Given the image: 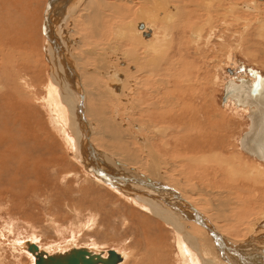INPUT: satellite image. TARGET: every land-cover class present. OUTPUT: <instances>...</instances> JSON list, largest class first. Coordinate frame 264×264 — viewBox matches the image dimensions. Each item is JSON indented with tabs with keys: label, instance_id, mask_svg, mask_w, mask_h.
Returning a JSON list of instances; mask_svg holds the SVG:
<instances>
[{
	"label": "rangeland",
	"instance_id": "obj_1",
	"mask_svg": "<svg viewBox=\"0 0 264 264\" xmlns=\"http://www.w3.org/2000/svg\"><path fill=\"white\" fill-rule=\"evenodd\" d=\"M46 1L0 0V264H33L29 253L20 250V244L30 241L37 243L39 249L47 254H52L53 248L64 247L70 243L72 248L91 250L94 248V251L104 253L114 250L125 255L127 261L125 260L123 264H180L176 257V237L172 230L87 176L81 166L72 159L71 152L63 145L64 136L61 135L62 133L59 134L60 131L51 122L49 109L42 101L49 76L48 57L51 58L50 48L48 50L44 48L42 22ZM103 1L105 5L116 2L125 14L122 11L123 15L121 12L117 15L106 11L97 21L91 10L85 12L80 10L84 7L83 3L78 13L67 20L64 28L68 32L69 53L74 60L77 58L76 60L82 62L80 65V61H75V66H79L77 68L79 73L91 67V63L96 65L104 63L103 66L105 69L108 67V70L117 64L114 69L118 71L116 69L115 71L124 74L121 92L122 96L124 94L125 96L122 97L121 102L105 93L104 87L102 90L97 88V92L92 90L90 93L94 91L103 96L107 95L108 99L103 102V106L106 103L109 108L106 110L112 111L111 121L115 113L111 103H114L113 101L119 103L114 107L117 109V116L120 122L127 123L128 126L122 129L119 123L113 120L112 127L118 129L117 132H122L123 137H126L130 144V149H133L137 156L140 155L138 157H142L145 166H148L146 161L148 158L140 154L141 150H139L144 146L133 141L135 139L131 135L132 131L141 138H148L145 141H148L147 147L149 144L157 154L155 156L161 161L167 160L177 164V171L166 175L165 180L172 178L175 173L181 176L175 175L176 178L183 180L181 188L189 192L192 188H200V186L207 189L221 187L223 190L225 187L234 188L235 185H239L236 183L239 177L234 185L230 175L229 179L226 177L222 178L223 180L214 177V173L218 170L220 173L225 170V164L229 159L230 164L242 161L250 170L257 167L264 169V163L252 159L239 149V139L248 125L247 109L235 110L232 106L227 107L228 101L221 104L223 85L232 77L233 80H236L234 76L237 79L253 80L254 74L264 76V22H261L264 19V1L228 0L231 5L245 3L252 7V10L229 7L228 11L214 14L209 20L205 13L202 14L204 17L200 18L192 16L188 25L183 19L182 23L186 25L185 28L188 27L187 31L182 29L184 26H180L182 23L174 28L173 26L178 22L176 20L167 22V28L164 26V29L160 30L163 24H159L160 21L157 20L151 21L149 14L143 12L142 7L148 9V5L146 3L143 6L142 0L131 2L121 0L118 1L119 3L116 0ZM110 1L112 4L108 3ZM126 10L130 12V16L132 15L130 19L126 16ZM142 20L153 25L156 38L161 41V53L154 54L153 58L150 56L146 58V53L143 52L145 49L139 46L135 53L137 57L132 55L127 59L128 62L121 55L127 50L132 51L127 41L131 42L135 36L129 29H125L124 33L119 28L137 24ZM178 28L180 34L176 30ZM209 36H211L210 40L207 39ZM121 59H125L124 62ZM142 60L149 62V67H146L147 72L144 70L145 65L142 66ZM156 65L161 70L155 73L151 68ZM91 68H94L96 73L91 70L94 74L103 77L98 74L102 68L95 66ZM70 82L81 85V78L78 76ZM84 93L85 97L86 93ZM171 96L174 97V102L181 101L179 107L155 109L157 104L162 100H170ZM129 98L134 104L127 103ZM185 98H191L193 102L192 104L190 102L189 109L183 104L186 102ZM99 101L102 104L103 100ZM162 105L164 104L158 106ZM148 106L151 108L149 109ZM185 112L188 114L197 112L199 125L195 126V135L190 136L187 132H184V135L189 136L190 141L193 140L191 138L201 139L204 143L199 141V145L203 147L206 143L207 147L204 149L207 150L213 147L214 141L213 152L210 153V150L206 153L211 158L213 157L211 155L217 154L224 165L218 164V161L217 164L210 161L203 162L201 168L198 165L196 168L193 164H185L184 157L190 154H187L184 151L185 147L182 146L188 145L193 148L198 145L194 141L185 144L184 136H180L183 135V131L180 132L179 126H176L175 118L178 120L179 114L183 118L186 116ZM133 125L141 128V131L136 132ZM212 126L213 128H210ZM152 127L158 130L169 127L172 133L162 139L154 134ZM109 136L110 134L107 135V140ZM95 139L99 142L104 141L103 138ZM164 142L168 143L167 147H163ZM136 143L138 146H135ZM210 157L208 160L211 159ZM161 168H164V164L160 165L159 169ZM257 177L249 175L247 178L250 181L248 183L246 181L247 187L252 189L255 184V187L264 192V181H262L264 179L261 180L264 176ZM257 182L259 186H256ZM190 183L193 186L189 185ZM242 184L241 182L240 186ZM200 197L203 199V195ZM196 203L210 212L214 218H218L219 213L214 211V208L203 204L200 199ZM230 207L238 208L236 205ZM232 220L239 221V218L236 216ZM218 221L228 237L232 235L231 239L242 238L240 225L228 224L221 219Z\"/></svg>",
	"mask_w": 264,
	"mask_h": 264
},
{
	"label": "bare ground",
	"instance_id": "obj_2",
	"mask_svg": "<svg viewBox=\"0 0 264 264\" xmlns=\"http://www.w3.org/2000/svg\"><path fill=\"white\" fill-rule=\"evenodd\" d=\"M47 1H46V10L43 16L42 23H44L43 24V32L45 36L44 48H46V50L50 48L51 58L48 57L49 76H48L47 85H45L44 87L46 88V92H45V97H43L42 101L44 105H46V107L49 109L48 114L51 118V122H53L55 124L54 126H56V128L60 131L59 134L62 133L61 135L64 136L63 145L68 149L69 152H71L70 154L72 156V159L75 162H77L81 166L82 170H84V173L90 178L92 177L96 183H100L105 188L114 191L127 203L129 202V204L131 203L130 205L135 206L137 209L145 212L146 214L147 213L150 214V216H153L155 219L162 222L166 227L171 229L176 237V246H177L176 257L177 260L180 262V264H264V192L260 191L257 187H255V184L252 182L251 183L254 184L252 189H249V186L247 187L248 184H246V181L247 183L250 181L247 178L249 177V175H256L258 176L257 178L259 177L261 178V176H264V169H261V167H257L250 170L246 168L247 166H245V164L242 163V161H240L239 163L234 162L233 164H230L229 163L230 159H229L228 160L229 162L225 164L226 165L225 170L221 169L222 170L221 173L218 170V172L214 173V177L216 179L217 178L225 179L226 177L229 179V177L231 176L232 178H230V180L233 183V185L236 183L237 184L239 183V185H235L234 188L225 187V189L223 190L221 187L220 188L214 187L211 189H207L206 187L200 186V188H192L189 192V190H185L181 188V182L183 183V180H180V178H176L175 175L177 174L174 173V175H172V178H168V180H165L166 175H169L173 171H177L176 170L177 164L168 162L167 160L165 162H163V160L161 161L158 157L155 156L157 154L153 152V149L150 147L149 144L147 147L146 143L148 141L147 142L145 141L148 138L146 139L141 138V136H139L138 134L132 131L131 135L135 139L133 141H137L142 144L140 145L138 143L140 146H144L139 150H141L140 154H144L146 155L145 157L148 158V159L145 158L146 161L148 162V166H145L146 164H144V162L142 161V157L141 158L138 157L140 155L137 156L136 152L133 149H130L131 148L130 144L128 143L127 138L123 137L122 132H117L116 130L118 129L112 127L113 124L112 122H114L113 120L118 122L120 127H122V129L127 128L126 126H128L127 123L123 124L122 121L120 122L117 116L116 113L117 109L114 107L118 106L115 104H119V103L117 101L116 102L113 101L114 103H111L113 105L112 108L115 109L113 120L111 121L110 119L112 118L110 117V115H112L111 114L112 111L106 110L108 108L106 106V103L103 106V102L104 101L106 102L107 95L103 96L102 94L94 93V91L93 93H90L92 90L96 91L97 88L98 89L101 88L102 90L104 87L105 93H108L111 97L117 99L118 101L120 100L119 102H121L122 97L125 96V94L124 96H122L123 94L121 92V84L123 81L124 74L115 71L116 68L114 69V67H117V64L116 66H112L108 70V67H106L105 69V67L103 66L104 63L103 64L101 63L99 65L92 63L90 64L92 66L102 68L101 70L98 71V74H100L99 76H103V77H98V75L94 74L95 70H93L94 68H91L92 66L87 67L86 70H83V72L81 71L82 73L81 72L79 73L77 69L79 66L78 67L75 66V61H78L76 60L77 56L75 57L76 59L74 60L73 56H71V54L69 53L70 46L68 42L69 40H67L68 32L66 31V29H64L66 27L65 25L67 20H69V18L73 17L78 13L80 7L82 8L81 5L83 3H84V7L80 10L84 12L87 10H91L93 12L91 13L94 14L93 17H95L97 21H99V17L103 16L106 11L107 12L111 11L117 14L118 12H121L123 10L122 7L118 6L116 2L112 4L111 1L108 3H111L112 5H105L103 0H88L86 2L85 0H47ZM116 1L118 2L121 0H116ZM129 1L131 2L133 0H129ZM146 3L148 5V9L147 7H142L143 12L149 14L151 21L157 20L160 21L159 24H163V27L160 28V30L164 29V26L165 28H167L166 25L167 22H174L175 20L178 22L175 26H173L174 28L179 27V25L183 22V19L184 21L185 20L187 21V23L186 22L185 23L186 25H188L189 20H192L190 17L199 16L198 18H200L201 16L204 15L203 13H205V15L208 17L209 20L211 19V17L214 16V14H218L219 12L224 13L228 11L229 7L239 8V10H248V11L252 10V7L248 6L245 3L240 5H231V3L228 2V0H142L141 2L143 6ZM122 12L121 14L123 15ZM126 16L127 17L129 16L128 18L130 19L132 15L130 16V12L126 10ZM126 19L127 18H125V20ZM125 20H122V22H125ZM259 20L261 21L262 18ZM87 21H88V17H87ZM260 21L258 22L259 23L264 22V19L261 22ZM139 22H137V24L134 23V25L132 24L124 25L121 28H119V30H122V32H124L125 29H129L130 33H132L135 36V39H131L132 43L127 41V45L128 47L132 48V51L127 50L124 55H121V57L126 58V60L130 59L132 55L137 57L135 53L137 51L136 48H139V46L145 49V51L143 52L146 53L145 54L146 58L148 56L153 58L154 54L159 55L161 53V47H162L161 41H159L156 38L153 25L143 20L142 22L140 23ZM139 24L143 25L142 29H138ZM186 25L184 26V24L182 23V25L180 26H184V28L182 29L183 30L186 29L187 31L188 27L185 28ZM135 26L136 28H134ZM189 26L191 27V24ZM94 27H95V22H94ZM180 28L176 29L177 32ZM191 31H193V29ZM143 34H148V37H144ZM141 36H143L144 39ZM120 37L122 36L120 35ZM210 37L211 36L207 37V39L210 40L211 39ZM142 39L145 41H148L149 39L150 41L144 42ZM2 60L4 59L2 58ZM94 63H96V61ZM148 63L147 61L142 62V66L145 65V69H144L145 71L147 70L146 67L147 68L149 67ZM79 64L82 65V62L80 61ZM151 69L154 70L155 72L158 71L160 67L156 65V66H152ZM91 70H93L94 72H92ZM116 70L118 71V69ZM78 76H80L81 78L82 86L80 85V83L75 85L72 82H70V80L72 81L77 79ZM238 80L239 79H237V82ZM83 93L85 94V97L83 96ZM99 98L103 100L102 104L100 103ZM87 99L88 102H86ZM174 101H175L174 97L171 96L170 100L169 99L162 100V102L159 103V104H164L162 106H158L159 104L156 103L157 106L155 109H157L158 107L165 109H169L171 107L176 108L179 107V105H181V101L178 102H174ZM184 101L186 102H184L183 104L185 105L186 108L189 109L191 98H185ZM110 102H112V100ZM127 103H132L130 98ZM192 103L193 102H191V104ZM87 105L88 108H86ZM152 105L155 106V104ZM226 106L227 107L232 106L233 109L239 110L232 103H230V101L227 102ZM148 108L150 109L151 107L148 106ZM191 109L189 111H191ZM187 112L184 113L186 114V116H184L183 118L181 117L180 114L178 116L179 117L178 120H176L175 118V121H177L176 126H179L178 128L179 131L180 132L183 131V135L180 136L181 137L184 136L183 139L186 140L185 144H187V142H193V141L198 145L200 142L204 143L203 141H201V139L199 140L196 138H191L193 140L190 141L188 138L189 136L184 135L185 134L184 132H187L190 136L195 135L196 134L194 132L195 126L199 125V121H197V119L199 118L197 112H190L189 114ZM213 123L214 121L212 122V124ZM152 128L154 130V134H156V136L159 135L162 139H165L166 137H168V134L172 133L170 132L169 127L166 128L163 127L160 130H158V128L156 127H152ZM210 128H213V126ZM133 129L136 132L141 131V128H139L136 125H133ZM174 130L176 129L174 128ZM109 134H110L109 140H107L108 138L106 139V137ZM95 138H99V139L103 138L104 141L99 142ZM207 139L210 140V138ZM96 142L99 143L95 144ZM112 142L116 143V145L114 144L115 145L114 146ZM212 144L211 145L214 147L215 142L213 141ZM167 145L168 143L164 142L163 147H167ZM135 146H138L137 143L135 144ZM197 146H194L193 148L188 145L182 146L185 147L184 151H186L187 154H190V156L186 155L187 157H184L183 161L185 162V164L187 165L193 164L195 167L196 165L200 167L201 163L203 162L207 163V161H210V163L214 162L213 164L215 163L217 164L218 161V164L224 165L223 163H221L220 161L221 159H219L220 157L217 154L211 155L213 156L212 158L207 154L209 153L210 150H211L210 153L213 152L212 149L213 147L208 148L209 150L204 149L207 147L206 143L203 147H201L200 145L199 147ZM209 157L211 158L210 160H208ZM260 163H264V162H260ZM161 164H164V168L159 169ZM178 165L180 166V164ZM103 176L104 178L106 177L107 179H109L111 182L121 184V186L114 187L112 184L105 182L101 178ZM237 177H239V179L236 182ZM262 179L264 178L262 177L261 180ZM241 182L243 183L242 186H240ZM256 184H258V182ZM189 185L193 186L191 183ZM256 186H259V184ZM200 195H203V199L200 197ZM198 198L200 199L201 202L203 201V204L208 205L211 208H214V211L219 213L218 214L219 219L214 218L212 215H210L211 214L210 212L208 213V211H206L203 207L198 205L196 203V201L199 200ZM231 205H236L238 206V208L235 209L234 207H230ZM236 216H238L239 221L232 220V218ZM217 219L218 220L221 219L222 222L225 221V223L228 222V224L234 223L240 225L242 227L241 228L242 238L231 239L230 237H232V235L228 237L225 230L219 225V221ZM20 245H21L20 250L29 253L30 255L29 258H32L33 264H35V256L29 251V245H35L38 251L43 253L45 256L62 254L70 251L71 249H81V248H72V244L68 243L64 247L58 246L59 248H53L52 254H47V252H44L43 250L39 249L40 246H38L37 243L35 244V242L33 241L24 242ZM84 249L94 253H102L103 255H106L107 253V251L105 253L102 251L99 252L94 251L93 250L94 248L92 250L89 248H84ZM116 253L120 257V261L118 262V264H123L124 261L126 260L125 255L119 252Z\"/></svg>",
	"mask_w": 264,
	"mask_h": 264
},
{
	"label": "water",
	"instance_id": "obj_3",
	"mask_svg": "<svg viewBox=\"0 0 264 264\" xmlns=\"http://www.w3.org/2000/svg\"><path fill=\"white\" fill-rule=\"evenodd\" d=\"M142 28L143 25L139 24L138 29ZM143 36L148 37V34ZM227 101L236 108L247 109L248 125L239 140L240 150L247 156L264 162V76L257 73L254 74L253 80L241 78L238 82L226 81L222 90L221 104ZM101 178L114 187L121 186L104 176ZM29 251L35 256V264H118L120 261L119 255L114 250H108L106 255H103L81 248L45 256L35 245H29Z\"/></svg>",
	"mask_w": 264,
	"mask_h": 264
},
{
	"label": "flooded vegetation",
	"instance_id": "obj_4",
	"mask_svg": "<svg viewBox=\"0 0 264 264\" xmlns=\"http://www.w3.org/2000/svg\"><path fill=\"white\" fill-rule=\"evenodd\" d=\"M230 72H231V71H230ZM229 74L232 75V73H229ZM234 78L237 80V77L234 76ZM231 80L237 82L236 80H233V77L230 79V81H231Z\"/></svg>",
	"mask_w": 264,
	"mask_h": 264
}]
</instances>
